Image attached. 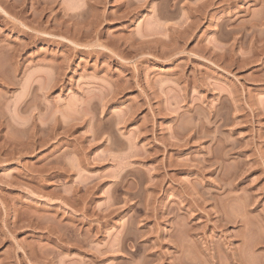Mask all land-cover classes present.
Listing matches in <instances>:
<instances>
[{
  "label": "rangeland",
  "instance_id": "1",
  "mask_svg": "<svg viewBox=\"0 0 264 264\" xmlns=\"http://www.w3.org/2000/svg\"><path fill=\"white\" fill-rule=\"evenodd\" d=\"M229 248L264 264V0H0V264Z\"/></svg>",
  "mask_w": 264,
  "mask_h": 264
},
{
  "label": "bare ground",
  "instance_id": "2",
  "mask_svg": "<svg viewBox=\"0 0 264 264\" xmlns=\"http://www.w3.org/2000/svg\"><path fill=\"white\" fill-rule=\"evenodd\" d=\"M36 27H38V25H37ZM32 30H33V29H32ZM220 216L222 217V215H220ZM220 216H219V220H218V222H222L223 220H226V218H227V217H226V218L224 219V217H222L223 219L221 220V219H220ZM217 219H218V218H217ZM220 220H221V221H220ZM225 222H227V221H225ZM225 222H224V225H225V224L227 225L228 222H227V223H225ZM222 224H223V223H222ZM222 224H221V225H222ZM224 225H222V226H224ZM212 244H213V243H212ZM227 244H228V246L231 245L230 243H227ZM215 246H218V245H215ZM215 246H214V245H211V242H209V246H207V247L204 248V251H207V252L209 253V254L206 253L207 257H212V256L214 255L215 251H217V253H218L217 255H219V251H220V250L218 249L219 246L216 247V248H215ZM242 248L245 249V247H243V246H242ZM242 248H241V249H242ZM216 249H217V250H216ZM229 249H230L229 252H228V251H224V252L222 251V252L224 253V255L226 254L225 256H227V257L230 258L231 262H233L232 264H247V263H245V261H244V260H245V257L243 256L244 259L242 258V253L239 254V252L242 251L241 249H240V250L237 249L238 251H235L236 249H235V250H232L231 248H229ZM218 250H219V251H218ZM225 250H226V249H225ZM195 251H196V250H195ZM180 252L182 253L183 251L181 250ZM220 252H221V251H220ZM183 253H186V252H183ZM183 253H182V255H183ZM195 253H196V252H195ZM202 253H203V252H202ZM179 254H180V253H179ZM203 254H204V253H203ZM238 254H239V255H238ZM180 255H181V254H180ZM204 255H205V254H204ZM206 255H205V256H206ZM186 256L189 258L188 255H185V257H186ZM178 257H180L181 259L183 258V256H178ZM178 257H176L175 261H177V260L179 261V260H180V262H181V259H180V258L178 259ZM185 257H184V258H185ZM187 257H186V258H187ZM213 257H214V256H213ZM216 257H217V256H216ZM186 258H185V260H186ZM188 258H187V261H188ZM208 259H209V258H208ZM211 259H212V258H211ZM214 259H215V257H214ZM209 260H210V259H209ZM209 260H208V261H209ZM175 261H174V262H175ZM189 261H190V260H189ZM210 261H211V260H210ZM210 261H209V263H210ZM228 261H229V260H228ZM182 262H184L183 259H182ZM191 262H192V260L190 261L189 264H192ZM229 262H230V261H229ZM173 264H174V263H173ZM176 264H180V263H176ZM186 264H188V262H187ZM193 264H195V263L193 262Z\"/></svg>",
  "mask_w": 264,
  "mask_h": 264
}]
</instances>
